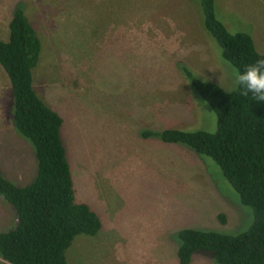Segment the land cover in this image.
Returning <instances> with one entry per match:
<instances>
[{
	"label": "rangeland",
	"instance_id": "1",
	"mask_svg": "<svg viewBox=\"0 0 264 264\" xmlns=\"http://www.w3.org/2000/svg\"><path fill=\"white\" fill-rule=\"evenodd\" d=\"M5 1L0 41L23 10L42 42L34 88L64 120L76 202L102 221L96 236L75 238L68 264H179L181 231L237 236L251 227L252 209L211 158L143 137L216 132L217 116L185 69L234 90L232 65L204 27L201 0ZM215 7L230 33L251 35L264 55V0H215ZM14 124L13 91L0 65V174L25 187L37 178L38 161ZM15 221V208L0 196V233ZM191 264L217 263L196 253Z\"/></svg>",
	"mask_w": 264,
	"mask_h": 264
},
{
	"label": "trees",
	"instance_id": "2",
	"mask_svg": "<svg viewBox=\"0 0 264 264\" xmlns=\"http://www.w3.org/2000/svg\"><path fill=\"white\" fill-rule=\"evenodd\" d=\"M204 27L222 49L224 59L244 70L264 58L247 33L232 34L218 19L215 0H201ZM7 42L0 41V65L14 96L18 133L35 148L38 174L25 187L0 174V196L16 210L15 227L0 233V258L5 264H68L66 252L76 237L96 236L100 217L86 204L76 202L75 186L61 130L63 118L51 109L34 88L42 42L23 10L9 24ZM186 76L217 116V130L186 132L167 129L143 133L166 144H182L211 158L252 209L251 227L237 236L186 229L179 233V264H191L204 253L217 264H264V101L197 78ZM224 218V217H222Z\"/></svg>",
	"mask_w": 264,
	"mask_h": 264
},
{
	"label": "clouds",
	"instance_id": "3",
	"mask_svg": "<svg viewBox=\"0 0 264 264\" xmlns=\"http://www.w3.org/2000/svg\"><path fill=\"white\" fill-rule=\"evenodd\" d=\"M233 88L243 96L252 95L256 101H264V58L245 66L241 71L232 66Z\"/></svg>",
	"mask_w": 264,
	"mask_h": 264
},
{
	"label": "crops",
	"instance_id": "4",
	"mask_svg": "<svg viewBox=\"0 0 264 264\" xmlns=\"http://www.w3.org/2000/svg\"><path fill=\"white\" fill-rule=\"evenodd\" d=\"M0 2H1V0H0ZM6 5H7V1L4 0V5H3L4 8L2 6L0 7V28L3 24V22H5V24H7V8H5ZM7 26H8V24H7ZM4 214H5V212H4Z\"/></svg>",
	"mask_w": 264,
	"mask_h": 264
}]
</instances>
